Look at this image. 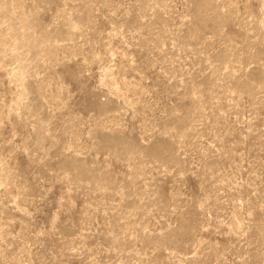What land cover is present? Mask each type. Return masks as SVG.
Wrapping results in <instances>:
<instances>
[{"label":"rangeland","instance_id":"obj_1","mask_svg":"<svg viewBox=\"0 0 264 264\" xmlns=\"http://www.w3.org/2000/svg\"><path fill=\"white\" fill-rule=\"evenodd\" d=\"M0 264H264V0H0Z\"/></svg>","mask_w":264,"mask_h":264}]
</instances>
